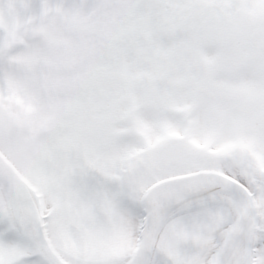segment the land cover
Here are the masks:
<instances>
[{
  "label": "snow or ice",
  "instance_id": "obj_1",
  "mask_svg": "<svg viewBox=\"0 0 264 264\" xmlns=\"http://www.w3.org/2000/svg\"><path fill=\"white\" fill-rule=\"evenodd\" d=\"M0 264H264V0H0Z\"/></svg>",
  "mask_w": 264,
  "mask_h": 264
}]
</instances>
